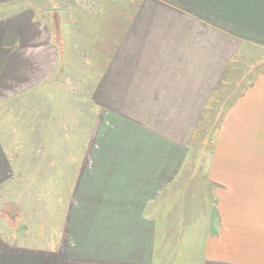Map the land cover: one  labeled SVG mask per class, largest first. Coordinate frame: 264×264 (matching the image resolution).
<instances>
[{"label":"crops","instance_id":"0c3cea01","mask_svg":"<svg viewBox=\"0 0 264 264\" xmlns=\"http://www.w3.org/2000/svg\"><path fill=\"white\" fill-rule=\"evenodd\" d=\"M138 1L110 64L112 91L135 94L138 110L116 111L124 123L110 118L112 130L97 138L59 249L0 239V264H264V67L221 119L206 167L210 211L192 224L199 231L171 242L164 224L181 203V189L172 188L206 102L200 96L213 91L232 56L264 50V0ZM21 27L0 15V84ZM6 162L0 144L1 179Z\"/></svg>","mask_w":264,"mask_h":264},{"label":"rangeland","instance_id":"374dc122","mask_svg":"<svg viewBox=\"0 0 264 264\" xmlns=\"http://www.w3.org/2000/svg\"><path fill=\"white\" fill-rule=\"evenodd\" d=\"M139 3L5 0L0 5V15L18 19L24 36L0 84V144L7 157L0 178V239L4 243L36 251L57 250L62 245L78 175L90 163L97 138L112 130L110 118L124 123L116 111L126 115L137 109L135 94L112 91L117 70L110 64L127 27L138 18ZM255 61L264 65V50H257L253 57L243 55L237 70L228 75L231 95L257 71ZM210 94L201 95L200 100L206 104ZM196 110L199 117L172 188L181 189V203L174 210L168 208L164 221L170 227L171 242H182L181 234L199 231L192 224L204 223V214L210 211L206 202L214 188L207 182L206 167L214 137L203 152L206 130L192 134L204 108ZM215 121L214 116L209 123ZM12 204L21 211L10 219L7 213ZM183 252L174 258L182 261Z\"/></svg>","mask_w":264,"mask_h":264},{"label":"trees","instance_id":"16d2710c","mask_svg":"<svg viewBox=\"0 0 264 264\" xmlns=\"http://www.w3.org/2000/svg\"><path fill=\"white\" fill-rule=\"evenodd\" d=\"M241 60H242V58L239 55L234 56V58H232L230 60L228 68L220 76L218 83L216 84L215 88L213 89V91L210 94V98H209L208 102L203 107L204 110H203V113L201 116L202 120H201L200 124L198 125L197 130H195V133L192 134L195 136V134L199 133L201 129L202 130L204 129V131L206 130L204 135H206L207 137L205 136V138L202 139V141H203L202 146L203 147H201V149L203 152H206V149H207V147H209L208 145L211 143L212 138L213 137L215 138L214 133L216 135V132L220 126L221 119H222L223 115L225 114V112L234 103L235 99L237 97H239L243 93V91L249 86V84L251 83L253 78L256 76V74L263 70L261 68H263L264 65H262L258 61H255L254 64L257 62L256 63V70L257 71L255 73H251L249 75L250 76L249 79L244 83V85L233 96V95H231L232 91H230V88L228 87L231 84V81H230L228 75L232 74L233 72H235L237 70V68H236V67H238L237 64L240 63ZM215 102H219V104L215 103ZM216 104H217V106H216ZM214 108L215 109L217 108L219 111L214 112L213 111ZM214 116L216 117V121L214 123H209L210 121H212L214 119ZM207 133H208V135H207Z\"/></svg>","mask_w":264,"mask_h":264},{"label":"water","instance_id":"95a60500","mask_svg":"<svg viewBox=\"0 0 264 264\" xmlns=\"http://www.w3.org/2000/svg\"><path fill=\"white\" fill-rule=\"evenodd\" d=\"M56 13H54L53 14V20H54V23H55V25H56V22H57V20H56ZM21 211V208H20V206L19 205H17V204H12L11 206H10V209H9V212L7 213V215H8V217L10 218V219H13V218H15V216L17 215V213L18 212H20Z\"/></svg>","mask_w":264,"mask_h":264}]
</instances>
